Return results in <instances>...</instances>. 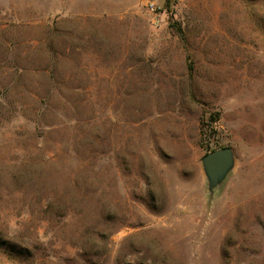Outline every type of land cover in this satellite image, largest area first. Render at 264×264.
Here are the masks:
<instances>
[{
	"label": "rangeland",
	"instance_id": "rangeland-1",
	"mask_svg": "<svg viewBox=\"0 0 264 264\" xmlns=\"http://www.w3.org/2000/svg\"><path fill=\"white\" fill-rule=\"evenodd\" d=\"M0 264H264V0H0Z\"/></svg>",
	"mask_w": 264,
	"mask_h": 264
},
{
	"label": "water",
	"instance_id": "water-1",
	"mask_svg": "<svg viewBox=\"0 0 264 264\" xmlns=\"http://www.w3.org/2000/svg\"><path fill=\"white\" fill-rule=\"evenodd\" d=\"M210 187L221 184L234 166V152L231 148H222L206 154L202 160Z\"/></svg>",
	"mask_w": 264,
	"mask_h": 264
},
{
	"label": "built area",
	"instance_id": "built-area-1",
	"mask_svg": "<svg viewBox=\"0 0 264 264\" xmlns=\"http://www.w3.org/2000/svg\"><path fill=\"white\" fill-rule=\"evenodd\" d=\"M147 7H148L149 10H151L152 12H155V10H156V6H155V4H153V3H151V2H149V3L147 4Z\"/></svg>",
	"mask_w": 264,
	"mask_h": 264
},
{
	"label": "trees",
	"instance_id": "trees-1",
	"mask_svg": "<svg viewBox=\"0 0 264 264\" xmlns=\"http://www.w3.org/2000/svg\"><path fill=\"white\" fill-rule=\"evenodd\" d=\"M191 70H192V68H191Z\"/></svg>",
	"mask_w": 264,
	"mask_h": 264
}]
</instances>
